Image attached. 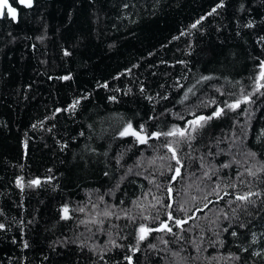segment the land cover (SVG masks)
<instances>
[{"label":"trees","instance_id":"trees-1","mask_svg":"<svg viewBox=\"0 0 264 264\" xmlns=\"http://www.w3.org/2000/svg\"><path fill=\"white\" fill-rule=\"evenodd\" d=\"M11 2L18 21L0 19V264H264V95L225 105L254 90L264 0ZM217 108L191 147L174 143L175 180L160 145L176 138L120 135L128 123L189 127ZM249 191L259 195L235 201ZM166 212L192 219L181 229ZM160 221L177 235L152 232L137 248L139 226Z\"/></svg>","mask_w":264,"mask_h":264},{"label":"snow or ice","instance_id":"snow-or-ice-1","mask_svg":"<svg viewBox=\"0 0 264 264\" xmlns=\"http://www.w3.org/2000/svg\"><path fill=\"white\" fill-rule=\"evenodd\" d=\"M21 2H23V0H21ZM0 5L7 7V0H0ZM28 6L29 7L31 6V0H28ZM218 6L222 7L223 5L220 4ZM8 11L11 12L13 14V18H15V10L9 7ZM215 11H216V8H213L212 12H210L209 15H211ZM199 23H200V20H197L195 23H193L191 25V27L196 28ZM248 26L251 27L252 25L249 24ZM182 35H183V33H182ZM65 55H69V53L65 52ZM258 67H259L258 74L252 78L254 90L252 92L246 93L243 90V88H241V94L234 102H231V103L225 102L226 108L228 110L236 111L241 107L242 104H246V105L251 104L252 103L251 97L253 95H256L257 93L264 95V92L261 91V89H264V83H262V81H264V60L260 61V64L258 65ZM211 78L212 77L205 76V77H202V80H209ZM62 79H69V77H63ZM101 86L105 87V88L108 87L107 84H103ZM191 92H193V88H188L187 92L185 93V99H187V94L191 93ZM112 99H114V97ZM78 103H79V101H76L72 105V107L74 108L76 106V104H78ZM244 111L246 113L248 111V109H245ZM224 112H225L224 108H217L210 116H204V115L196 116L195 113L193 112L192 115L194 116V119L187 121V125L189 127L181 128L178 126H173L168 131L148 132L147 129L145 128V125H143V124H141L139 126V128L136 129L133 127V125L131 123H128L127 126L120 132V135L121 136H132V137H134L135 141L138 142L139 144H147L150 139L160 140L161 137H164L165 139L168 137L176 138L175 141H169L168 143H164V144L160 145V147L166 148L167 151L169 153H171L170 159L174 160L175 164L177 165V167L174 168L175 175L172 177V180H175L176 177H179L181 175V168L184 167V164L182 163V160L179 158L178 147L174 146V143L178 145L179 141H184V142L188 143L189 147H191L192 141L195 139V135H193V134L196 133L198 129H202L207 124L208 121H210L214 117H217V118L220 117L222 114H224ZM260 138H264V131H262L260 136L258 137V139H260ZM209 155H213V154L209 153ZM249 155L255 156V153H249ZM159 159L165 160V159H169V157L160 156ZM201 161H203V158H201ZM201 167H203V162L201 163ZM222 167L228 168V167H230V165L224 164V165H222ZM169 169L173 170L171 168V165H169ZM259 171H264V165L261 166ZM247 172H248L249 176H255L256 175V173L253 172L251 168L247 169ZM204 175L206 177H208L207 172H205ZM31 183L39 185L40 181L39 180H33ZM241 183H243V181H241ZM231 187H235V185H231ZM167 191L171 195L173 189L171 187H169L167 189ZM214 191L216 192V195L218 196V198L220 200L224 199V196L228 195V192H226V191L224 192V196H221L219 191H216L215 189H214ZM253 195H259V193L249 191V192H246L244 194H237L235 196V201H240L242 203H249V202H251V197ZM154 199H157V203H161V201L158 198H154ZM233 202L234 201H229L228 203L231 204ZM121 203H123V202L121 201ZM162 206H164L166 208H171L172 204L169 203V204L162 205ZM205 207H207V204H205ZM81 211H83V209H81ZM143 211H144V209L141 208V212H143ZM235 211H236V209H233V212H235ZM63 212H64L63 218L69 219L70 218L68 216L69 209L67 207H65L63 209ZM165 214L167 215L168 221L173 222V226L180 227L181 229H182V226L184 224H186L189 219H192V217H186L185 219L175 218L171 212H166ZM104 215L109 216V215H112V213L109 211H105ZM144 219H148V217L145 216ZM158 219H159L158 214L156 217H153V220H158ZM3 227H4V225L0 224V229H2ZM224 230L227 231V229H224ZM152 232H166V233H169L172 235H177L176 233H173V228L171 226H169V223L164 222V221H160L159 226L156 228L148 227L144 224H141L138 228L137 248H138L139 242H143L148 237V235ZM232 235L235 236L236 233L232 232ZM164 243H167V241H164ZM27 246H28L27 243H25L24 247H27ZM150 246L155 247V245H150ZM125 259H127L129 261V264H132V258L130 256H126Z\"/></svg>","mask_w":264,"mask_h":264},{"label":"water","instance_id":"water-1","mask_svg":"<svg viewBox=\"0 0 264 264\" xmlns=\"http://www.w3.org/2000/svg\"><path fill=\"white\" fill-rule=\"evenodd\" d=\"M16 3L20 7L31 8L34 5V0H31V6L30 7L28 6V0H23V2H21V0H16ZM9 7L15 10V18H13V14L8 11ZM4 15H6L7 18L11 19L13 22H17L18 21L19 9L15 5H13L11 0H7V7L0 5V19ZM62 214H64L63 211H62Z\"/></svg>","mask_w":264,"mask_h":264},{"label":"rangeland","instance_id":"rangeland-1","mask_svg":"<svg viewBox=\"0 0 264 264\" xmlns=\"http://www.w3.org/2000/svg\"><path fill=\"white\" fill-rule=\"evenodd\" d=\"M63 216H64V214H63Z\"/></svg>","mask_w":264,"mask_h":264}]
</instances>
